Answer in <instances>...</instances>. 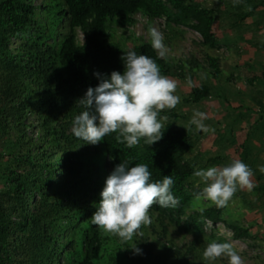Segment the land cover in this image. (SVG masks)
I'll return each mask as SVG.
<instances>
[{
  "label": "trees",
  "instance_id": "16d2710c",
  "mask_svg": "<svg viewBox=\"0 0 264 264\" xmlns=\"http://www.w3.org/2000/svg\"><path fill=\"white\" fill-rule=\"evenodd\" d=\"M137 13L191 27L201 35L203 46L211 49L217 44L214 21L229 17L244 24L251 19L260 26L264 0H234L224 7L193 0H42L40 4L0 0V264H60L61 257L66 264H168L173 255L182 258L172 246H162L163 251L155 254L143 226L137 237L122 242L91 224L99 193L111 173L107 164L115 167L124 162L129 167L147 164L153 182L166 175L174 179L172 191L179 205L154 204L149 212L181 223L191 205L187 187L197 169L194 161L185 159L192 147L191 130L175 125V110L160 113L172 121L163 123L162 139L150 146L141 140L129 149L117 142V133L96 145L82 144L69 132L73 117L81 111L76 102L99 83L94 73L123 72V54L128 51L155 60L164 76L184 79L186 68L199 70L195 59L174 64L162 58L151 42L142 41L129 50L113 45L111 20L126 27L135 23ZM62 21L66 32L57 35ZM78 29L84 32V43L77 40ZM207 61L209 74L219 78L218 58L207 56ZM255 80L259 83L264 77L247 78L249 84ZM212 95L222 97L211 84H199L192 86L185 102L200 103ZM34 112V122L28 124L25 120ZM32 127L39 136L29 134ZM10 136L15 139L11 143ZM259 187L264 192V184ZM222 210L214 206L194 212L183 227L200 235L203 219L221 221ZM234 228L236 236L247 235L246 230ZM66 229L64 245L55 236ZM214 238L210 235L208 240Z\"/></svg>",
  "mask_w": 264,
  "mask_h": 264
},
{
  "label": "rangeland",
  "instance_id": "374dc122",
  "mask_svg": "<svg viewBox=\"0 0 264 264\" xmlns=\"http://www.w3.org/2000/svg\"><path fill=\"white\" fill-rule=\"evenodd\" d=\"M193 1L207 7H224L234 0ZM232 21L234 19L229 17L214 21L212 32L217 44L211 49L203 46V39L196 30L172 23L168 25L164 17L149 19L137 13L135 23L126 28L115 22L110 24V40L113 45L129 50L142 41L151 42L149 30L155 27L164 36L166 47L163 55L157 51L162 58L174 64L191 59L199 62L197 72L185 69L187 75L184 79L167 76L176 81L175 95L181 98L174 108L177 118L173 121L177 127H188L191 130L192 147L185 154V159L188 162L194 161L197 170L228 166L235 160H241L255 173L251 178L255 187L251 191L239 188L228 205L223 207V219L217 224L205 222L200 235L186 230L184 222L194 212L199 213L215 205L206 200H195L196 194L204 187L196 177H192L191 185L188 184L190 186L187 189L192 194L191 205L179 225L166 218H158L156 212H149L152 223L143 226L146 230L144 236L155 245L154 253H161L164 248L162 246H172L174 251H181L182 258L176 260L173 255L168 264H207L202 253L208 243L218 239L221 243L229 242L233 245L241 256L242 264H264V192L259 187L264 184V173L259 171V166L264 165V80L259 83L255 80L251 84L247 82V78L264 77V21L260 26L251 19H247L244 24ZM65 32L63 26L58 29L57 35ZM48 42L51 43V39ZM207 56L218 58L222 73L217 79L209 74ZM189 78L191 85L187 82ZM207 83L222 97L212 95L200 103L185 102L192 86ZM196 111L206 114L207 119L203 123L214 129V132H197L195 126H190L189 122ZM34 118L35 112L28 115L25 121L33 123ZM169 121L172 118L162 120V123ZM71 128L72 125L69 132ZM28 132L32 137L40 135L39 130L33 127ZM9 140L11 143L15 139L10 136ZM107 168L112 170L111 165L107 164ZM234 227L246 230L247 235L236 236ZM68 232L66 229L55 237L65 245ZM210 235H214V240H208ZM60 261V264H66L64 257ZM215 264H227V260L220 258Z\"/></svg>",
  "mask_w": 264,
  "mask_h": 264
},
{
  "label": "clouds",
  "instance_id": "9594fccd",
  "mask_svg": "<svg viewBox=\"0 0 264 264\" xmlns=\"http://www.w3.org/2000/svg\"><path fill=\"white\" fill-rule=\"evenodd\" d=\"M41 2L37 0V4ZM114 22L121 26L116 20ZM114 22L111 20L110 24ZM63 26L67 28L65 21L57 27ZM149 32L152 48L163 55L166 47L163 33L155 27ZM77 40L79 43L85 41L81 29L77 31ZM122 61L123 72L113 71L107 76L94 73L99 80L98 85L89 87L76 102L81 111L73 117L71 132L82 144L96 145L109 134L117 133V142L129 149L141 140L150 146L161 140L164 134L162 120L167 117H161L160 113L165 109H174L180 103L181 98L175 95L176 81L162 75L155 60L128 51L123 54ZM187 82L189 85L192 83L190 78ZM205 119V113L196 111L189 124L195 126L197 132H214L203 123ZM57 159L58 156L53 160L54 168ZM111 169L99 193L100 199L95 204L91 224L122 242L132 240L142 226L152 223L149 209L154 204L165 208L179 205L180 200L172 191L175 181L171 176L166 175L162 181L153 182L148 165L143 163L129 167V163L124 162L115 167L111 165ZM259 171L264 173V165L259 166ZM254 174V170L241 160H235L228 166L195 170L194 177L204 185L195 200H206L223 208L239 188L251 191L255 187L251 179ZM205 222L217 224L219 221L204 218L203 224ZM132 249L136 254L141 252L136 245ZM202 257L207 264H215L220 258L226 259L227 264H242L241 256L229 242L208 243Z\"/></svg>",
  "mask_w": 264,
  "mask_h": 264
}]
</instances>
